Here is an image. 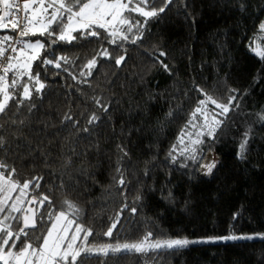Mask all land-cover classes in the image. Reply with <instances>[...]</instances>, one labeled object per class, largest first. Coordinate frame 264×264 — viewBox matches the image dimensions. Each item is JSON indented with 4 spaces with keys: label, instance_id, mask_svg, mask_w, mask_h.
I'll return each mask as SVG.
<instances>
[{
    "label": "trees",
    "instance_id": "1",
    "mask_svg": "<svg viewBox=\"0 0 264 264\" xmlns=\"http://www.w3.org/2000/svg\"><path fill=\"white\" fill-rule=\"evenodd\" d=\"M126 15L143 27L116 44L102 29L99 37L75 33L71 43L28 36L46 44L31 69L45 88L0 120V160L15 169L18 183L33 182L28 201L43 195L51 201L37 208L30 239L36 243L47 232L51 221L40 216L65 210V200L81 209L78 223L92 229L91 244L137 241L149 231L153 239L264 231V60L250 48L264 36V0H173L146 24L138 14ZM137 35L141 39L133 43ZM104 50L109 56L101 55ZM120 56L124 61L117 65ZM59 57L68 61L61 68L42 64ZM93 58L98 61L87 75ZM200 89L222 104L236 99L220 115L214 137H201L195 160L190 153L170 156L205 99ZM209 152L220 160L204 176ZM118 213L113 236H105ZM88 264H264V239L118 254Z\"/></svg>",
    "mask_w": 264,
    "mask_h": 264
},
{
    "label": "snow or ice",
    "instance_id": "2",
    "mask_svg": "<svg viewBox=\"0 0 264 264\" xmlns=\"http://www.w3.org/2000/svg\"><path fill=\"white\" fill-rule=\"evenodd\" d=\"M173 0H164L159 8L151 7L154 0H0V30L11 29L17 34V37L23 38L28 36L48 37L50 44L57 42L71 43L77 40L73 33H80L84 38L99 37L102 29L107 33L110 43L116 44L117 40L127 41L129 33L133 29H141L143 25L140 21L134 20L126 13L138 14L145 18L144 24L148 19L158 17L165 12L168 5ZM260 33H264V22L259 25ZM16 38L11 35L0 36V120L9 118V113L13 109L18 110L24 106L25 101L32 100V94L35 92L40 95L45 88V84L40 80L39 73L33 75L32 64L39 59L40 54L45 50L46 44L41 40L30 41ZM257 39L264 40V36H258ZM141 36L137 35L132 40L133 43ZM252 51L264 60V48L257 44ZM101 55L109 56L107 50ZM160 55H166L161 53ZM61 61L67 63L66 57H59L57 60H44L42 64L53 65L55 68H61ZM124 61L120 56L115 59L117 65ZM96 59L89 60L85 67L88 69L87 75H91V70L96 66ZM166 71H170L166 64H162ZM12 74L11 82H8V75ZM85 75V73H81ZM75 78V77H74ZM205 99L199 102V106L192 113L189 125L197 128L195 123L197 115L203 117V123L199 126L200 130L196 132L195 139L192 133L184 131L181 133L178 143L184 144L185 136L189 138V144L180 149V154L190 153V158L196 159L197 145L203 143L201 137L206 134L214 137L216 130L222 124V120L216 118V114L211 117L207 111V105L211 103L220 109L219 115L225 116L231 108L235 96L229 97L228 104L219 103L211 95L200 89ZM236 90L233 89V92ZM19 96V98H17ZM10 101H14L10 105ZM99 104V101L97 100ZM34 104H28L31 110ZM107 109H105L106 111ZM171 115V113H169ZM70 120L71 117H65ZM96 119L92 117L91 123ZM15 123V121H12ZM3 125L0 124V128ZM247 136V133L245 134ZM4 139L0 135V146H3ZM248 144L245 138L239 146L240 157L246 151ZM176 145L173 146L169 153L171 156L176 151ZM126 154V153H125ZM216 163L213 161L207 165L206 175H211ZM8 166L0 162V264H88L93 258H108L118 254L139 253L147 255L149 252H157L167 249H181L190 244L206 242L190 240L187 237H168L153 239V233L147 232L141 239L134 242L125 243H104L91 244L89 237L93 235L91 228H86L83 224L78 223L81 209L71 200H65V210L58 211L55 215L48 212L46 217L40 216V220L47 219L51 221L50 227L42 237H37L34 243L30 239L29 229L36 228L37 208H42L44 203L51 204L47 195H43L39 200L31 197L28 204L24 200L27 197V191L32 181H26L22 185L12 180V174L15 169L6 176ZM120 172V169L117 168ZM123 188L125 180L123 173L117 181ZM39 187V184H35ZM12 193H17L13 197ZM138 194L136 200H140ZM12 201L11 204L8 202ZM37 205L36 208L31 205ZM128 205L125 204L120 212L124 211ZM135 213L136 209H129ZM19 215H16V214ZM234 214V218H235ZM120 214L118 213L115 221L104 233L107 237L113 236V230L119 223ZM12 221L16 222L17 227L14 229ZM264 237V234H257ZM253 236L228 235L224 237H212L209 240H238L253 239ZM19 244V247L17 245Z\"/></svg>",
    "mask_w": 264,
    "mask_h": 264
},
{
    "label": "rangeland",
    "instance_id": "3",
    "mask_svg": "<svg viewBox=\"0 0 264 264\" xmlns=\"http://www.w3.org/2000/svg\"><path fill=\"white\" fill-rule=\"evenodd\" d=\"M75 34V33H73ZM25 40H30V41H36V40H39V39H31V38H27ZM259 44L262 48H264V44L262 43V41H260L259 39L255 38L254 40H252V42L250 43V48H251V51L252 49L257 45ZM253 52V51H252ZM254 53V52H253ZM96 61H98V58H95ZM34 63V62H33ZM207 111L211 117L212 114H216V118L217 119H220V109L216 108L214 105H212L211 103H209L207 105ZM195 123L197 124V128H192L191 126H189L187 132H191L193 135H192V138L195 139V134L197 131L200 130V125L203 123V117L200 116L199 114L197 115V119L195 121ZM204 132L206 133L207 132V129H204ZM189 144V138L187 136H185V140H184V144H179L178 147H176V153L180 154V149L185 147L186 145ZM220 158L219 156H217V154L215 152H209L205 158V161L202 165V168H201V173L204 175V176H210V175H206V168H204V165H207L211 162H215L216 165L218 164ZM5 163V162H4ZM215 169V168H214ZM213 169V170H214ZM12 180L16 181L15 180V174L12 176ZM17 182V181H16ZM21 184V183H19ZM22 185V184H21ZM27 191V197L25 198L24 200V203L25 205L28 204V195L32 192L31 191V188L29 187ZM17 193H12L13 197H15ZM9 204L12 203V201H9L8 202ZM257 234H264V231H252V232H242V233H228V234H222V235H212V236H202V237H187L188 239L190 240H196V241H206V242H200V243H194V244H190L188 246H191V245H198V244H212V243H223V242H230V241H243V240H257V239H264V237H261ZM228 235H237V236H253L254 238L253 239H238V240H220V239H217L215 241H212V240H209V238H212V237H224V236H228ZM125 242H134V241H118V242H109V243H125ZM99 245V244H97Z\"/></svg>",
    "mask_w": 264,
    "mask_h": 264
},
{
    "label": "built area",
    "instance_id": "4",
    "mask_svg": "<svg viewBox=\"0 0 264 264\" xmlns=\"http://www.w3.org/2000/svg\"><path fill=\"white\" fill-rule=\"evenodd\" d=\"M3 35H11V36H13L14 37V39H16V38H19V37H17V34L15 33V32H13V31H11V29H8V31H0V36H3ZM19 39H23V40H25V38L23 37V38H19ZM0 162H2L3 164H5L3 161H1L0 160ZM5 165H7V164H5ZM11 170L12 169H9L8 168V171H6L5 172V175L7 176L8 174H9V172H11ZM14 174H15V172H14ZM14 174H12V176L14 175Z\"/></svg>",
    "mask_w": 264,
    "mask_h": 264
},
{
    "label": "water",
    "instance_id": "5",
    "mask_svg": "<svg viewBox=\"0 0 264 264\" xmlns=\"http://www.w3.org/2000/svg\"><path fill=\"white\" fill-rule=\"evenodd\" d=\"M4 30H7V29H4ZM31 206L34 207V208H36V205L35 204H33ZM36 225H37V222H36Z\"/></svg>",
    "mask_w": 264,
    "mask_h": 264
}]
</instances>
